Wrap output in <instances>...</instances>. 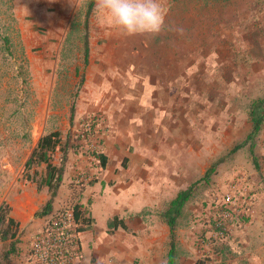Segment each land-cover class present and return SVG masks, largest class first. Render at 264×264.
I'll use <instances>...</instances> for the list:
<instances>
[{"label": "rangeland", "instance_id": "374dc122", "mask_svg": "<svg viewBox=\"0 0 264 264\" xmlns=\"http://www.w3.org/2000/svg\"><path fill=\"white\" fill-rule=\"evenodd\" d=\"M76 2L78 7L74 0H0V205L9 203L21 223L16 252L9 253L10 241L0 237V264H24L33 237L50 217L35 216L50 196L47 186L40 187L46 165L28 171L33 181L24 184L22 179L25 163L43 135L59 130L63 146L69 144L66 155L59 150L52 158L65 167L55 212H73L75 207L93 211L95 200L116 178L114 170L121 167L120 156L106 140L115 142L118 134L150 135L151 128L167 130L166 121L179 120L174 113L179 107L184 126L191 117L207 120V110L214 111L220 120L216 138L188 137L181 149L162 142L163 154L151 155L144 154L148 139L138 146L137 138L133 146L140 153L131 162L147 158L152 164L137 172L121 169L122 178L137 173L148 181L171 180L175 193L198 181L188 209L198 226L196 264L211 203L223 198L232 179L243 175L253 195L254 213L238 216L232 238L214 249L212 264H264L263 133L255 137L253 152L250 144L233 151L252 130L251 103L264 95V0H162L164 30L130 37L108 27L95 12V2L89 14L91 0ZM6 35L11 53L3 43ZM25 62L27 66L21 67ZM198 105L203 109L199 115ZM223 109L230 114L227 134L221 127ZM126 121L131 122V131L121 124ZM92 126L93 133L87 135ZM197 145H212L219 153L207 159L194 156ZM94 150L116 156L115 164L102 170ZM212 167L216 171L211 181H201ZM103 199L96 204H104ZM167 204L152 203L141 214L160 215ZM106 205L94 207L98 230L112 216ZM242 230L251 233L246 249L241 246ZM79 239L82 249L88 246L84 234Z\"/></svg>", "mask_w": 264, "mask_h": 264}, {"label": "crops", "instance_id": "0c3cea01", "mask_svg": "<svg viewBox=\"0 0 264 264\" xmlns=\"http://www.w3.org/2000/svg\"><path fill=\"white\" fill-rule=\"evenodd\" d=\"M201 95L204 96L205 94L202 92ZM206 97L209 98L208 93ZM200 107V105L196 107L197 111L195 113L197 115L203 111ZM182 112V109L179 107L174 112L179 114V120H174V123L172 121L165 122L167 130H162L160 127L157 130L151 128L152 132L150 135L145 136L144 132L139 137L118 134L114 136L117 139L115 142L114 140H109L111 138L106 140L108 145L114 146V149L120 156L118 160L121 159V167H117L114 170L116 178L109 181L111 186H109L108 190H105V195L98 197L94 202L93 211L91 210V212L96 220V228L82 233L88 246L83 247L82 254L84 257L82 256L80 261H77L75 264H168L171 227L161 215H145L141 214V212L152 203L169 202L178 191L176 193L172 191L171 180L155 179L148 181L140 178L137 173H134L129 179L122 178L125 170L121 171V169L129 168L137 172L150 167L152 163L149 160L147 161V158H143L141 163L135 164L133 160L131 162L133 155H139L140 152H138L137 148L145 140V137L148 139L144 149V154L146 155H151L155 152L163 154L160 148L162 142L168 147L176 148L178 146L181 149L183 147V140L188 137L197 140L216 138L215 133L220 127V120L219 118H215L214 111L207 110V120L197 122V120L191 117L186 122V126H184V122L181 120ZM225 115H227L226 124ZM221 117L222 132L227 134L230 132V114L229 112L225 114L223 109ZM121 124L125 125L126 128L128 127V130H132L130 129L131 122L126 121ZM137 138L138 142L134 144L133 141H137ZM133 144H138V146L134 147ZM193 149L195 150L194 156L203 158L206 156V159L209 156L213 158L219 153V148L216 149L212 145H197ZM107 156L110 158L108 154ZM114 157L117 158L116 156ZM114 157L110 158L113 162L108 163L104 170L108 169L109 165L115 164ZM124 161L127 162L126 167L124 166ZM95 187L97 188V186ZM100 198H104L101 200L104 204L97 205L96 201ZM104 205L108 208L111 207L112 216L108 217L105 226L101 230H98L99 227L94 215V207H97V209L98 206L104 208ZM189 208L188 203L182 217L178 219L175 228L176 254L174 264H195L197 254L194 244L198 226L194 225L195 222L192 221L194 216L188 213ZM11 214L16 220L17 217H20L17 212H13V209ZM115 216L123 219L128 228L124 229L120 226L117 229L109 230L108 222ZM250 235L251 233L247 231L242 230L240 232L241 246L243 245L244 249L248 248L250 244Z\"/></svg>", "mask_w": 264, "mask_h": 264}, {"label": "trees", "instance_id": "16d2710c", "mask_svg": "<svg viewBox=\"0 0 264 264\" xmlns=\"http://www.w3.org/2000/svg\"><path fill=\"white\" fill-rule=\"evenodd\" d=\"M94 2L95 0H91L88 9V14L92 11ZM3 43L6 46L7 52L11 53L10 37L7 35L3 36ZM89 50H90L89 40L88 38H86V45H85L86 56H88ZM24 66H27V62H25V64H23V66L21 67ZM20 73L23 74L24 70L22 69ZM83 82H84V77L82 78L81 82L77 87V93H79ZM75 113H76V105L74 103L71 107V114H70V121L72 124L75 119ZM250 116L253 123L252 130L245 139V141L242 142L241 144L236 145L233 151H237L245 144H250L251 151L253 152L255 147L254 139L257 135L263 133L264 130V95L255 99L251 103ZM86 131L87 132L85 133L87 135L92 134L93 126ZM78 136L81 137L80 135ZM62 141H63L62 133L59 130L51 131L43 135L25 163L24 171H23L24 173L22 177L24 184L33 181L35 179L33 175L28 173V171L31 168H33L35 165H41V164L46 165V174L44 178L40 180V187L47 186L50 196L43 209L35 213L36 217H46L55 212L53 204L58 194V191L63 183L65 167L64 165L58 166L54 164L52 158H53V154L59 150L63 151L65 155L67 154L69 144L68 142H66L64 143L63 146ZM93 154L98 159L102 170H104L107 167L108 163L113 162L103 150H94ZM124 166L125 167L127 166L126 161H124ZM215 171H216L215 167L210 168L201 178V181L204 180L207 183H209ZM95 183L96 180L90 182L91 185H94ZM197 184L198 181L191 183L190 185H188V187L184 189L179 190L178 193L168 202V204L160 214L161 217L169 224L172 230L170 251L168 254V264H174L175 262V254H176L175 228L178 223V219L182 217L186 205L195 197ZM11 213H12V206L6 201H4L0 205V237L3 241H10L11 248L9 249V253H13L17 251V243L19 239L16 230L18 227H20V222L17 221L12 216ZM74 216L78 219L79 222L76 229L78 233L82 234L88 230H94L96 228L95 227L96 220L92 216L91 211H87V210L85 211V209L81 207H75ZM120 226L124 229L128 228L125 222L123 221V219H120L118 216H115L114 218L110 219L108 222L109 230L117 229ZM196 264H207V260L198 259Z\"/></svg>", "mask_w": 264, "mask_h": 264}, {"label": "built area", "instance_id": "2783aa9c", "mask_svg": "<svg viewBox=\"0 0 264 264\" xmlns=\"http://www.w3.org/2000/svg\"><path fill=\"white\" fill-rule=\"evenodd\" d=\"M262 136L264 140V130ZM225 187L223 198L211 203V212L204 218L205 227L198 242L200 260H207V264L213 263L217 245L232 238L238 216L254 213L251 208L253 195L243 175L236 176ZM49 216L44 229L33 237L24 264H75L81 258L82 246L74 210L58 211Z\"/></svg>", "mask_w": 264, "mask_h": 264}, {"label": "clouds", "instance_id": "9594fccd", "mask_svg": "<svg viewBox=\"0 0 264 264\" xmlns=\"http://www.w3.org/2000/svg\"><path fill=\"white\" fill-rule=\"evenodd\" d=\"M74 3L78 7L76 0ZM94 10L121 36L156 35L165 27L162 0H95Z\"/></svg>", "mask_w": 264, "mask_h": 264}]
</instances>
